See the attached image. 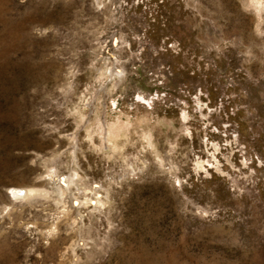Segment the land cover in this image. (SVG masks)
<instances>
[{"label":"rangeland","instance_id":"1","mask_svg":"<svg viewBox=\"0 0 264 264\" xmlns=\"http://www.w3.org/2000/svg\"><path fill=\"white\" fill-rule=\"evenodd\" d=\"M0 264H264V0H0Z\"/></svg>","mask_w":264,"mask_h":264},{"label":"bare ground","instance_id":"2","mask_svg":"<svg viewBox=\"0 0 264 264\" xmlns=\"http://www.w3.org/2000/svg\"><path fill=\"white\" fill-rule=\"evenodd\" d=\"M198 163H199V165H201V166L203 165V163H202V162H198Z\"/></svg>","mask_w":264,"mask_h":264}]
</instances>
